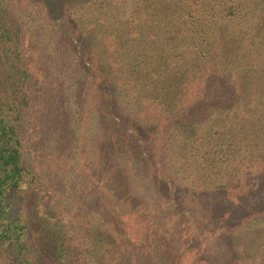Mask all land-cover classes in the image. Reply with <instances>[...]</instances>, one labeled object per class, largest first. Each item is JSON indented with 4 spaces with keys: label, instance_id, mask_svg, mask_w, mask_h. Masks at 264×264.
<instances>
[{
    "label": "trees",
    "instance_id": "1",
    "mask_svg": "<svg viewBox=\"0 0 264 264\" xmlns=\"http://www.w3.org/2000/svg\"><path fill=\"white\" fill-rule=\"evenodd\" d=\"M42 2L41 34L32 13L0 0V257L8 264H72L63 214L32 183L15 123L29 102L26 84L40 82L32 64L47 36L65 52L62 62H78L76 98L90 99L84 128L90 141L100 133L95 149L103 166L80 264H194L187 246L174 243L178 233L185 243L195 238L189 197L225 203L198 215L213 237L248 207L245 197L264 201V0ZM163 130H171L170 165L193 175L197 191L160 172L153 135ZM138 176L143 187H136ZM244 190L250 194L233 200ZM259 210L262 219L241 216L249 264H264ZM36 235L52 246L50 259Z\"/></svg>",
    "mask_w": 264,
    "mask_h": 264
},
{
    "label": "rangeland",
    "instance_id": "2",
    "mask_svg": "<svg viewBox=\"0 0 264 264\" xmlns=\"http://www.w3.org/2000/svg\"><path fill=\"white\" fill-rule=\"evenodd\" d=\"M10 2L12 7L22 15L32 13L34 26L39 27L38 25H40L41 34L45 31L41 17L45 12L42 0H10ZM46 37H43L37 46L38 52L36 51V53L40 56L37 58L34 54L35 59L32 64L37 76L41 77L40 82L32 80L26 84L24 89L29 91V102L23 106L22 116L20 115L15 123L22 137L26 165L32 171L29 177L32 179V183H36L42 187V190L47 191V201L53 210L63 214L65 226L69 231L70 238L73 239L70 244V249L72 247L69 254L70 262L80 264V258L83 256L81 248L87 245L83 235L85 228L89 227L84 221L87 215L96 208L92 197L98 193V187L94 181L98 177L100 178L99 171L103 166V162L98 159V152L95 149L96 140L100 133L95 134L90 141L84 128V123H91L86 119L87 113H85L89 108L90 99L87 97V101L76 98L75 90L79 82L72 83L80 75L78 62L71 60L62 62L61 57L65 56V52L49 46ZM44 80L49 82L44 86V89L47 87V91L40 88L41 83L44 84ZM87 89H90V85ZM47 92L50 93V96L46 94ZM18 113H20L19 110ZM161 119L163 122V118ZM170 133L171 130H163L157 135H153V138L156 139L154 146L158 157V168L162 175L171 179L177 187L189 186L195 180L194 176L189 175L186 178L188 173L180 169L177 170L170 165L169 157L172 154L169 150L171 149L166 147L172 138ZM97 167L98 170H96ZM32 175H35L36 178H33ZM235 183L233 182V184ZM136 187H143L140 176L136 179ZM189 187L197 191L196 186L191 185ZM179 190L178 195H181L183 191ZM245 191L248 190L238 192L239 195L233 196V200L237 197L243 198ZM200 196L198 195V198ZM245 198H249L246 200L248 207L241 210L243 212L237 210L231 214L224 221L216 237L208 234L207 228H205L206 223L199 221V213L205 214L207 209H218L220 205L225 203H220L217 200L216 204L209 206L205 205L203 200L194 197H189L191 200L187 199L188 202L186 203L183 202L186 209L191 213L193 211L195 219H198V222L193 221L192 224H188L189 229H191L189 231H193L195 235L191 242L185 243L183 239L179 241L180 233L176 235V241H174L177 247H180L181 244L187 246V250L189 249L188 261H192L194 264H212L210 262L216 264H249L247 259H249L250 248L242 242L249 238L245 236L244 229L241 228L243 224L241 216L243 215L242 220L245 222L254 218V215L259 214V209H264V201L259 195L255 197L254 194ZM67 201H70V204L65 206ZM251 210L254 211L250 213ZM175 212H179V210L176 209ZM259 219H262L261 215L256 216V220ZM214 229L212 226L211 230ZM241 233H243L244 238L240 236ZM36 237L37 235L34 242L41 254L45 259H50L55 254L52 246L46 241L41 242L42 240ZM133 254H135L134 251ZM133 260L138 261L139 257H134ZM8 263L0 257V264Z\"/></svg>",
    "mask_w": 264,
    "mask_h": 264
}]
</instances>
